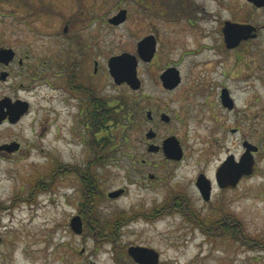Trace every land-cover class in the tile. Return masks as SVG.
I'll use <instances>...</instances> for the list:
<instances>
[{"label":"rangeland","instance_id":"obj_1","mask_svg":"<svg viewBox=\"0 0 264 264\" xmlns=\"http://www.w3.org/2000/svg\"><path fill=\"white\" fill-rule=\"evenodd\" d=\"M51 1L65 15L87 12L97 17L89 29L78 24L70 34L73 30L88 38L101 59L124 52L137 56L138 42L153 34L158 51L154 61L139 64V91L112 81L113 153L106 162L94 161V153L76 142L72 115L40 80L32 83V94L21 93L33 104L31 114L19 125L0 127V145L16 141L23 148L14 155L0 152V264H134L131 246L154 249L159 264H264V28L259 39L239 51L218 47L220 21L232 18L239 4L241 18L251 16L253 28L264 26V11L244 0ZM176 5L180 10L173 12ZM184 6L190 10L186 15ZM121 9L128 11L125 24L104 25L107 16ZM23 18L30 30L21 24ZM16 21L15 33L33 43L38 59L47 46L69 43L53 35L64 20L28 16L22 8ZM200 45L211 48L192 56ZM171 64L178 65L183 84L167 93L158 75ZM224 88L233 110L222 105ZM47 94L55 96L53 103L45 102ZM141 101L146 112L154 109L173 117L159 132L176 135L184 146L186 157L178 166L163 168L162 158L149 156L158 167L140 171V139L149 126L145 112L142 135ZM49 106L61 115L55 118L46 111ZM246 140L259 148L255 173L241 182L237 193L225 197L227 210L204 207L191 185L195 173H212L230 155L238 161ZM151 173L162 180L156 187ZM84 181L94 182L99 191L87 215ZM125 188V196L107 197ZM177 191L189 194V210L158 211L168 194ZM80 213L97 234L93 229L81 235L72 231L71 220ZM224 221L228 229H217Z\"/></svg>","mask_w":264,"mask_h":264},{"label":"flooded vegetation","instance_id":"obj_2","mask_svg":"<svg viewBox=\"0 0 264 264\" xmlns=\"http://www.w3.org/2000/svg\"><path fill=\"white\" fill-rule=\"evenodd\" d=\"M244 2H248L255 10L264 11V6H257L250 0H244ZM259 2L264 3V0H259ZM55 4V1L51 0H0V127L5 125H19L28 115L31 114L33 104L28 98H24L21 93L32 94V83L40 80L42 85L47 90L53 91L52 93L58 95L63 106L67 109L69 114L72 115L74 126L73 130L76 133V142H82L88 151L94 153V161L106 162L111 158L113 153L112 127L114 122V108L111 87L112 81L114 82V78L110 72L109 62L114 56L110 55V57L105 60L101 59L99 56L100 54L97 52L96 45L91 43L88 38L83 39L80 33L77 34L76 32H73V30L70 34V30L72 28L75 31L77 30L75 28H77L78 24H82L84 27L83 29H89L97 17L90 18L92 13L90 14L87 12V16L83 12L79 14L75 13L65 15L62 9L60 10L57 6H55ZM240 6L241 4L237 6L232 18L220 21V26L218 29L220 41L218 47L222 50V52L239 51L241 45H250L262 35L261 32L264 26L257 25L258 27H255V30H253L251 34H247L249 35L248 38H244L232 48L229 47L227 42V24L229 23L239 26L250 25L248 21L251 16L248 18H241ZM22 8L27 11L28 16L41 17L46 15L51 16L54 19L64 20L65 25H62V29L59 30L58 33L55 31L53 35L55 37H61L62 39L67 40L69 43H58L54 46H47L45 55L38 59V56H35L33 53V43L27 38L23 40L15 33L17 23L16 14H18ZM122 10L123 9H121L115 15L107 16L104 25L112 28L125 24L128 19V14L126 20L122 24L114 25L112 23V19L116 17ZM67 16L69 19L66 18ZM13 18H15L14 22L11 20ZM22 20L21 24L25 25L26 29L30 30L32 25L28 23L26 18H23ZM87 20H89V22L84 24V22ZM70 22L73 23L71 27L69 26ZM55 23H57V20ZM149 37L154 38L156 42V51L154 57L151 61L146 62L140 57L137 50L139 64L141 61L143 63L149 64L154 61L156 57L159 45L158 37L155 34L148 35L141 41ZM141 41H139L138 44ZM207 48L211 47L200 45L197 49L191 51L190 54L192 56L198 55V53L201 54V52H204ZM236 56V59L238 60L240 56H238V54H236ZM170 68H175L179 71L181 81L178 86L172 89H167L162 82V76ZM158 79L160 80L163 89L167 93H173L183 84L182 74L178 69L177 64L165 66L164 69L160 71ZM139 80L140 88L137 91L142 88V80L140 78ZM17 81H21L19 84V89L21 92L17 89ZM114 84L117 87H121L123 85L128 86L127 84L117 85L115 82ZM225 90L227 89L224 88L221 91V102L223 106L224 103L222 96L223 91ZM227 92L228 96L230 97L228 90ZM54 99L55 96H51L50 94L44 96L46 103L51 104L54 102ZM230 99L233 102L231 97ZM20 102L28 104V110L26 113L21 115L20 118H18L16 112L17 105ZM234 107L235 104L233 102L232 109H229L228 107L225 108L233 110ZM120 108L125 109V104L122 103ZM153 110L146 112L143 107V102H140V129L142 130V135L144 129L145 112L148 121L147 124L149 125L147 131H145L144 138L142 137L143 139H140V143L143 142V145L141 144L142 147L140 148V171L145 166H152L153 168L158 167L156 162L151 163L149 159L146 158L149 156H159L162 158L163 168L167 169L170 166H178L185 160L186 157L183 148L184 146H182L180 139L176 135L166 134L165 136H162L159 132L161 126H169L172 123L173 117L164 111L161 113H154ZM46 111L56 115L55 118L58 115H61L60 111L57 112L54 107L51 106H49ZM47 120L49 121V118ZM172 139H175L179 143V147L182 151V156L180 158H170L166 154L165 144L168 142V140ZM13 143L19 145L18 149L6 147L5 149H0V152L6 153L8 155L20 153L23 148L22 145L16 141L0 145V148L2 146H10ZM245 143L253 145L247 140L243 142L244 153L238 161L233 155H230L223 162H221L212 173L208 174L206 171H197L195 173L191 185L200 198L204 201V207L210 205L212 210H227L226 208L228 207V204L225 203V197L230 193H237L241 182L251 178V176L255 173V156L259 153V148L256 145H253L258 148V151L251 153L254 158V172L252 175L244 176L237 183H235L236 179L228 178L223 174L220 176L218 175L219 170L228 162L230 157L233 158L234 164L241 162L242 157L247 153V148L244 145ZM46 155H48L47 151ZM148 177L152 180L154 187H156L157 182H162L158 174L151 173L148 175ZM120 190H124V193L113 200H117L125 196L128 192L126 188ZM188 196L189 194L187 192H172L168 194L157 210L161 213H167L169 212L168 209L172 207V209L176 211H187L189 210V207H191V201L189 200ZM76 216L81 218L84 228L83 230H85V215L80 213L74 217ZM204 222H208V218L205 219ZM221 224L222 223L220 222L217 223V229L221 228Z\"/></svg>","mask_w":264,"mask_h":264},{"label":"water","instance_id":"obj_3","mask_svg":"<svg viewBox=\"0 0 264 264\" xmlns=\"http://www.w3.org/2000/svg\"><path fill=\"white\" fill-rule=\"evenodd\" d=\"M254 2L257 6H264L263 2L259 0H250ZM127 18V10H122L116 17L112 19L114 25L122 24ZM228 36L227 42L230 48L234 47L238 42L242 41L244 38H248L253 30V27L249 25H235L227 24ZM156 51V42L154 38L149 37L144 39L138 44V54L140 57L149 62L154 57ZM138 57L129 53H124L120 56L113 57L109 62L110 72L114 78V82L117 85L127 84L133 91H137L140 88V80L138 78ZM180 73L175 68L168 69L162 76V82L167 89H172L179 85ZM223 103L225 107L229 109L233 108V102L228 96L227 90L223 91ZM28 110V104L20 102L17 105V116L20 118L21 115L26 113ZM247 148V153L242 157L240 163H235L232 157L229 158L228 162L219 170L218 175H226L228 178L236 179L237 183L244 176H250L254 172V158L251 154L252 152H257L258 148L245 143ZM6 147H11L18 149L19 145L16 143L10 146H2L0 149H5ZM166 154L170 158H180L182 156V151L179 147L178 141L175 139L168 140L165 144ZM13 149V150H14ZM124 193V190L113 191L109 193L108 197L110 199H116ZM71 229L76 234L83 233V223L79 216L74 217L71 220ZM129 255L133 258L136 264H159L160 256L157 251L152 248L142 247V246H131L128 249ZM96 264V263H92Z\"/></svg>","mask_w":264,"mask_h":264},{"label":"trees","instance_id":"obj_4","mask_svg":"<svg viewBox=\"0 0 264 264\" xmlns=\"http://www.w3.org/2000/svg\"><path fill=\"white\" fill-rule=\"evenodd\" d=\"M169 1L170 0H168V2ZM186 8L187 7H185V6L182 8V11L184 13H182V12L181 13L184 15H186L185 13H188L190 11V10H187ZM171 10H172V8H171ZM178 10H180L178 5L173 7V12L178 11ZM172 14L175 15L174 13H172ZM84 185H85V188L83 189V194L85 195V198L87 200V205L83 208V213L87 215V214H89V211H90V213L92 212V209H93L92 206L94 204L93 198L99 194V191L96 190L97 188H96V185L94 182L91 183V181H90V183H88V182L84 181ZM220 226H221V228H223L224 231H226L228 229L226 221H224L223 224H221ZM90 229H93L94 230L93 233L97 234V230L94 227H92L91 225L87 226V224H86L85 231L90 230Z\"/></svg>","mask_w":264,"mask_h":264}]
</instances>
